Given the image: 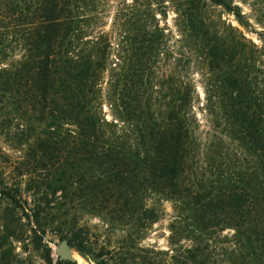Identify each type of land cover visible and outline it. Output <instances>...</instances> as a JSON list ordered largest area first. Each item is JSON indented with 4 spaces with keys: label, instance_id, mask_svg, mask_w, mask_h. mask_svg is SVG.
<instances>
[{
    "label": "trees",
    "instance_id": "1",
    "mask_svg": "<svg viewBox=\"0 0 264 264\" xmlns=\"http://www.w3.org/2000/svg\"><path fill=\"white\" fill-rule=\"evenodd\" d=\"M94 1L0 0V16L8 21L0 32V58L8 55L7 47L16 41L20 25L25 48L20 59L0 67L4 113L0 124L11 121L3 104L12 99L14 118L24 121L15 136L31 140L20 175L28 176L33 199L32 206H26L22 186L8 183L0 172V203L7 204L0 223V248L10 237L23 239L28 230L36 235L47 226L58 232L71 225L75 188L83 183L82 198L91 211L112 227L128 228L123 242L140 241L147 227L160 218V205L147 202L157 195L183 209L170 226L175 252L171 258L176 264H264V99L255 95L258 88L249 78L236 73L241 71L246 36L232 26L226 33L207 18V0H184L181 14L206 48L209 63L220 69L223 62L220 86L229 124L226 138L250 149L254 167L262 171L261 178L252 176L255 171L206 176L192 125L193 97L176 88L172 98L160 101L145 79L147 65L139 60L148 48L151 55L156 50L150 33L133 34L128 58L113 74L114 120L100 114L107 44L102 35L88 38L86 34L85 11ZM211 1L244 23L241 9L232 1ZM249 43L257 62L264 49L252 40ZM43 160L54 170L46 186L49 192L36 184L40 177L36 167ZM226 228L234 230L232 239L224 237L218 247L216 238ZM69 231V245L80 247L73 240L75 232ZM180 233L191 243L177 245ZM123 248L124 244L115 251L119 254ZM2 249L4 254L6 247ZM139 249L154 253V260L148 262L161 264L162 259L155 258L164 251ZM3 254L1 264H20L16 255Z\"/></svg>",
    "mask_w": 264,
    "mask_h": 264
},
{
    "label": "rangeland",
    "instance_id": "2",
    "mask_svg": "<svg viewBox=\"0 0 264 264\" xmlns=\"http://www.w3.org/2000/svg\"><path fill=\"white\" fill-rule=\"evenodd\" d=\"M242 11L241 23L235 14L228 11L222 4L207 0L204 15L214 20L221 29L228 33L231 28H238L247 38L240 55V67L236 73L249 78L256 86L255 95L264 99V53L259 54L258 61L253 62L251 53V40L264 49V0H230ZM185 8L184 0H95L86 9L87 37L95 38L102 35L107 44V62L101 85L102 103L99 112L108 120H114L113 74L118 67L124 66L131 48L130 40L133 34L142 35L150 33L151 44L155 51H148L139 62L147 65V84L154 89L153 96L160 101H168L172 98L175 89L181 93H189L193 97L192 125L198 135V152L201 171L206 176H223L240 174L244 171H255L252 176L261 178V172L254 167V157L246 146L233 138H226L229 124L222 101L221 68H214L209 63L206 48L200 46L199 38L194 35L186 25L181 11ZM0 13L2 10L0 8ZM8 21L0 16V32L7 28ZM232 26V27H231ZM16 28L17 39L7 47L9 53L0 58V67L9 66L25 53L24 36L20 29ZM148 32V33H147ZM236 34V30H233ZM262 39H260V36ZM140 37V36H139ZM264 52V51H263ZM236 65V64H235ZM194 88V89H193ZM186 94V95H189ZM7 110L6 116L11 118L7 124H0V172L8 183L20 184L22 196L26 206H32V188L26 175H20L21 167L27 163L31 140L15 136L23 129L24 121L15 119V109L12 99L3 104ZM4 112V111H3ZM0 114L2 110L0 109ZM116 114V113H115ZM23 122V123H22ZM43 123V122H42ZM43 126V124H42ZM50 162L43 160L37 164L36 171L40 177L36 184L41 190L45 189L51 181L54 171L50 168ZM258 171V174H256ZM32 186V184H31ZM83 183L76 185L77 200L73 207V222L71 225H63V229L57 232L53 226H47L46 231H38L35 235L28 230L23 239L16 240L12 237L7 241L3 255H16L20 264H67L75 261L79 264H154L148 262L154 260V253L143 252L139 248L148 250H161L163 254L155 259H162L166 264H176L171 258L175 252L171 249L169 236L170 226L176 214L183 212L177 207V202L169 199L159 200L157 195L148 198L149 204H158L161 207L160 218L147 227L145 236L134 242L124 241L128 228L112 227L103 218L92 212L82 198L86 192ZM25 188H28L27 190ZM60 193V191H58ZM7 204L0 203V223ZM26 221V220H25ZM61 227V228H62ZM65 227V228H64ZM72 229L75 232L73 240L77 245L72 246V252L76 253L72 259H62L56 251V247L62 240L68 242ZM68 232V233H67ZM234 230L224 229L216 238L217 246L221 247L224 237L232 239ZM66 234V235H65ZM177 245L185 246L191 243L185 234L178 235ZM69 243V242H68ZM124 244L123 251L119 249ZM49 256L51 261H49ZM221 256V255H220ZM143 257H145L143 259ZM162 257V258H161ZM1 264V261H0Z\"/></svg>",
    "mask_w": 264,
    "mask_h": 264
},
{
    "label": "water",
    "instance_id": "3",
    "mask_svg": "<svg viewBox=\"0 0 264 264\" xmlns=\"http://www.w3.org/2000/svg\"><path fill=\"white\" fill-rule=\"evenodd\" d=\"M56 251L59 253L60 258L62 259H72L73 252L72 246L66 240H62L56 247Z\"/></svg>",
    "mask_w": 264,
    "mask_h": 264
},
{
    "label": "bare ground",
    "instance_id": "4",
    "mask_svg": "<svg viewBox=\"0 0 264 264\" xmlns=\"http://www.w3.org/2000/svg\"><path fill=\"white\" fill-rule=\"evenodd\" d=\"M73 253H74V256H76V253L73 251Z\"/></svg>",
    "mask_w": 264,
    "mask_h": 264
}]
</instances>
